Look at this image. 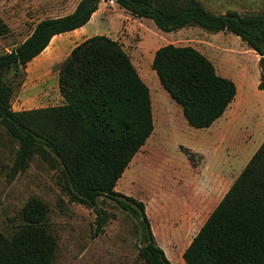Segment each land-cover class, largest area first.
Segmentation results:
<instances>
[{"label":"trees","instance_id":"1","mask_svg":"<svg viewBox=\"0 0 264 264\" xmlns=\"http://www.w3.org/2000/svg\"><path fill=\"white\" fill-rule=\"evenodd\" d=\"M118 4L134 17L154 21L164 32L200 27L229 31L259 55L258 88L264 90V15L217 14L198 0H81L72 13L45 18L11 52L0 54V127L19 143L15 173L24 172L34 156L59 172V184L72 202L96 207L108 197L139 221L145 264H172L157 244L144 202L116 190L134 157L154 132L150 88L123 46L96 35L74 47L59 68L64 103L17 111L18 75L40 56L54 36L82 28L102 3ZM10 27L0 16V35ZM162 86L183 109L187 122L209 128L237 96L236 83L221 76L213 62L193 46L167 44L152 61ZM195 164L196 153L186 149ZM48 206L32 197L23 208L22 225L12 237L0 230V264H53L58 248L48 230ZM107 222L98 216V231ZM183 253L185 264H264V142Z\"/></svg>","mask_w":264,"mask_h":264},{"label":"rangeland","instance_id":"2","mask_svg":"<svg viewBox=\"0 0 264 264\" xmlns=\"http://www.w3.org/2000/svg\"><path fill=\"white\" fill-rule=\"evenodd\" d=\"M78 1L0 0V16L10 27L7 35H0V54L11 52L22 44L38 21L71 13ZM198 1L217 14L233 10L241 15H264V0ZM96 35L109 36L123 46L150 88L154 103L156 130L134 164L129 165L116 190L147 204L153 225L157 231L163 229L167 234L164 224L177 222L191 203L189 197L196 188L191 178L195 175L194 168L200 166L203 159L196 154L193 165L186 149L209 150V158L213 157L214 162L221 160V155L228 163L235 160L239 148L234 140L245 139L249 131L260 128L261 124L264 127V99L248 91L254 104L250 121L239 122L235 126L237 131L232 127L230 131L236 132V136L220 148L218 137L212 134L215 126L206 129L191 126L182 107L162 86L152 69L155 51L167 44L195 46L207 54L219 73L237 80L243 77L249 84L260 81L257 54L229 31L214 33L200 27H186L166 33L153 20L134 17L118 4L104 2L80 34H61L42 56L21 69L18 75L10 71L8 79L15 87L13 109L22 111L60 105L62 97L57 78L60 65L76 42ZM231 108L233 106L227 114ZM18 148L19 143L0 127V230L6 236L12 237L24 225L23 208L30 198L38 197L48 206L47 228L58 242L53 264H145L138 255L144 245L140 224L129 211L106 196L98 199L96 207L72 202L61 189L59 172L38 156L31 159L24 172L15 173ZM238 160L245 163L247 157L241 155ZM124 181L129 182L126 189H122ZM103 214L107 222L104 229L98 231V216ZM195 234L193 229L182 240L166 245L167 236L164 238L162 233L163 237L157 242L172 264H185L183 252Z\"/></svg>","mask_w":264,"mask_h":264},{"label":"crops","instance_id":"3","mask_svg":"<svg viewBox=\"0 0 264 264\" xmlns=\"http://www.w3.org/2000/svg\"><path fill=\"white\" fill-rule=\"evenodd\" d=\"M80 1L81 0H79L78 3ZM78 3H77V5H78ZM73 10H75V9H73ZM73 10L71 11V13L73 12ZM66 15H68V14H66ZM94 15H93V17H94ZM62 16H65V15H62ZM58 17H60V16H58ZM91 20H90V22H91ZM40 21H38L37 23H39ZM89 23L86 24L85 26H83L82 28L75 30L74 32L72 31V32H68V33H73V35L74 34H80L82 32V30L86 29V27L89 25ZM68 33H64V34H62V36H65V34H68ZM59 36H61V35L54 36L51 43L54 42V40H56V38H60ZM80 43L81 42H76V45L74 47H76ZM48 48H49V46L40 56H42L48 50ZM196 49L199 50L201 53H203L205 56H207V54L202 52L200 49H198V48H196ZM40 56H38L34 60L38 59ZM257 57H258V63H259L260 57H259V55H257ZM216 70H217V68H216ZM217 72H218V70H217ZM219 74L223 77H226V78L233 80L237 85V96H236L235 100L232 101L231 105L229 106V108L231 106H233V108H231L230 113L227 114L226 113L227 111H226L222 117H220L217 121H215L213 123L212 126L209 127V128H212L215 126V129H213L212 134H214L215 136L218 137V139L220 141L218 147L221 148V144H225L227 141H233L231 139V137L236 136V132L230 131V129L232 127H234L235 131H237L235 126H237L239 122L240 123H246V122L250 121L251 111H252L251 109H253L252 105H254V104H252L253 100L251 101L248 91L251 90L253 92V94L258 95V96H256L257 98L264 99V90H260L258 88L260 81L256 82L255 84H249L247 82V80H245L243 77H240L237 80L231 76H228V75H225L222 73H219ZM260 76H261V74H260ZM57 78L59 79V72L57 74ZM58 100H60V99H58ZM63 103H64V99L62 97L61 104H63ZM152 106H153V116H154V103L153 102H152ZM226 114H227V116H226ZM204 129H206V128H204ZM155 130H156V124H155V118H154V131ZM153 134H154V132H153ZM263 142H264V127L261 124L260 128H254L252 131H249V133L246 135L245 139L240 138L237 141H236V139L234 140V143H237V145H238L239 151H237V154H238L236 156L237 158H235V160H233V161H230V163H228L226 160H224L222 155H221V160L217 159V162L212 161L213 157L210 159L209 155H208L209 150H205V149L199 150L198 149V150L194 151L191 149L192 152L196 153L201 158H203L202 162H200L201 165L194 168V171H195L194 174L195 175L192 176V178H191V179H193V184H194V186L196 185V188H195L194 193L189 197L191 199V203L187 204V209L185 210L184 214L181 215V217L177 220V222L172 221V224H170L169 221L166 224L163 223L164 224L163 228L165 227L164 231H167V234L165 232H163V229L157 231L156 226H154L152 223V220H151L152 218L150 219L152 214H151L150 210H147L149 208H148V205L146 204V212H147L146 214L149 218V222H150L149 224L151 225V229H152V232L154 234L156 242L158 241V238L162 236V233H164V238L167 236L166 237L167 241H165L166 245H167V242H171V241L176 242V241L182 240L183 238L188 236L189 232L190 233L193 232V229H195V232L197 234L198 231L200 230V228L203 226L202 224H204L206 222V220L208 219L210 214L214 211V209L221 202V200L223 199L225 194L229 191V189L231 188V186L233 185L235 180L238 178V176L244 170L246 165L249 163V161L254 156V154L256 153V151L259 149V147L262 145ZM145 145L143 146L141 151L146 148ZM209 149H211V148H209ZM138 154L136 156H138ZM241 155L244 158L247 157V160L245 161V163H241L238 160L239 156L241 157ZM136 156L134 157V159L130 163L131 166L134 164L133 161H135ZM215 163H216V166H215ZM128 177H130L129 174H128ZM128 184H129V182L127 183L124 181V183L122 184V187H123L122 189L128 188L129 187ZM148 213H150V214H148ZM192 240H193V238H192ZM192 240H190L188 242L186 248L189 246V244L191 243ZM157 244L159 245L158 242H157ZM186 248H185V250H186Z\"/></svg>","mask_w":264,"mask_h":264},{"label":"built area","instance_id":"4","mask_svg":"<svg viewBox=\"0 0 264 264\" xmlns=\"http://www.w3.org/2000/svg\"><path fill=\"white\" fill-rule=\"evenodd\" d=\"M111 2H113V1H111ZM114 3V2H113Z\"/></svg>","mask_w":264,"mask_h":264}]
</instances>
